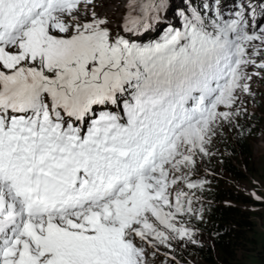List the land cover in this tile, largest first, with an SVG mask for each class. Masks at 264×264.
<instances>
[{
    "label": "snow or ice",
    "instance_id": "1",
    "mask_svg": "<svg viewBox=\"0 0 264 264\" xmlns=\"http://www.w3.org/2000/svg\"><path fill=\"white\" fill-rule=\"evenodd\" d=\"M98 7L0 0V264L197 244L201 162L264 70V0H123L116 27Z\"/></svg>",
    "mask_w": 264,
    "mask_h": 264
},
{
    "label": "rangeland",
    "instance_id": "2",
    "mask_svg": "<svg viewBox=\"0 0 264 264\" xmlns=\"http://www.w3.org/2000/svg\"><path fill=\"white\" fill-rule=\"evenodd\" d=\"M98 3L102 4V7H98L97 12L107 15L112 21V26L116 27L120 22V17L124 14L123 0H98ZM152 35H155V33H152ZM248 71L250 73L259 71L260 75L253 76L250 82L253 95L241 97L247 112L235 120L234 127L225 126L221 130V135L215 138L211 146L212 154L204 158L200 167V175L208 183L205 185L203 192L197 194L201 197L200 202H202L209 197L206 192L207 186L219 184L222 189L236 191L242 196L247 195L254 198L260 202L261 209L256 210L259 216L250 217V220L254 223L255 231L264 233V226L262 225L264 223V70L249 68ZM239 124L249 127L246 135L239 132L240 129L237 127ZM240 137L246 140L245 150H241L236 144V139ZM229 145H232V148H230L232 156L228 153ZM233 151L235 154H233ZM222 158L230 159L232 165L239 170L241 174L238 178H230L223 171L220 165ZM192 224L196 229L195 239L198 243L176 244L174 245V251L170 254L174 256V259L157 255L154 258V264H161L166 259H168V264H177V262L178 264H196L195 262L199 259L196 260V255H200L204 246L210 244V238L204 226L202 228L200 224L201 229H198L193 220ZM167 251V249H161V252ZM213 264L216 263L213 262Z\"/></svg>",
    "mask_w": 264,
    "mask_h": 264
},
{
    "label": "trees",
    "instance_id": "3",
    "mask_svg": "<svg viewBox=\"0 0 264 264\" xmlns=\"http://www.w3.org/2000/svg\"><path fill=\"white\" fill-rule=\"evenodd\" d=\"M237 127L243 135L249 130L243 124ZM236 140L240 149L245 150L246 140L243 137ZM231 146L228 149L230 156ZM220 163L230 178H238L241 174L230 159L222 158ZM206 192L209 197L198 206L202 209L203 219L193 221L198 229L205 227L210 244L204 246L200 255H196V260H201L198 259L195 263L264 264V233L255 231L254 223L250 220V217L259 216L256 210L261 209L260 202L250 196H242L239 192L222 189L219 184L207 186Z\"/></svg>",
    "mask_w": 264,
    "mask_h": 264
},
{
    "label": "bare ground",
    "instance_id": "4",
    "mask_svg": "<svg viewBox=\"0 0 264 264\" xmlns=\"http://www.w3.org/2000/svg\"><path fill=\"white\" fill-rule=\"evenodd\" d=\"M106 4V3H105Z\"/></svg>",
    "mask_w": 264,
    "mask_h": 264
}]
</instances>
